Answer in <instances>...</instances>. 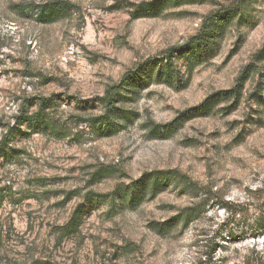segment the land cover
<instances>
[{"label":"rangeland","instance_id":"374dc122","mask_svg":"<svg viewBox=\"0 0 264 264\" xmlns=\"http://www.w3.org/2000/svg\"><path fill=\"white\" fill-rule=\"evenodd\" d=\"M56 0H0V137L38 97L56 103L47 117L62 133L18 126V150L0 165V264H264V0H244L223 26L208 24L217 9L240 0H205L132 19L142 0H59L57 20L36 19V6ZM242 1V0H241ZM210 42L196 56H175L174 86L144 80L119 106L130 112L116 132L90 126L103 112L108 85L160 61L203 26ZM251 71L241 97L220 102L166 137L150 132L210 93L231 88ZM143 68V67H141ZM98 169L109 173L100 179ZM176 169L184 180L154 196L125 189L145 172ZM119 189V190H118ZM122 190V191H123ZM89 191L92 202L85 200ZM124 195V196H123ZM82 204L76 232L67 225ZM185 207L197 215L154 223ZM255 228V229H254Z\"/></svg>","mask_w":264,"mask_h":264},{"label":"trees","instance_id":"16d2710c","mask_svg":"<svg viewBox=\"0 0 264 264\" xmlns=\"http://www.w3.org/2000/svg\"><path fill=\"white\" fill-rule=\"evenodd\" d=\"M204 1L205 0H142L131 4L132 9L129 11V14L132 19L158 17L168 7H177L183 4H194ZM246 6L247 2L240 0L232 5L219 8L215 13L210 15L208 24L223 26L229 23L237 13L240 14L239 18L241 19L242 11ZM35 8L36 19L41 22H52L57 20L68 10L67 5L59 0L46 2ZM209 25L203 26L199 33L190 37L186 43L168 48L160 61H149L147 65H141L137 73L135 72V74L124 76L117 84L108 85L104 94L98 97V101L103 107V112L89 120L90 126L96 128L105 135H110L116 132L122 126L119 122L121 120H130L131 116V111L125 110L119 106L120 102L125 100L129 92L135 93L134 88L141 85L142 82L148 78H153L157 82L174 86L180 75V70L174 62L175 56L186 54L190 58H193L202 48L206 47L211 41L209 38L214 31L213 28H208ZM262 53H264V45L258 52V54ZM250 71L251 69L249 65L246 66L231 88L220 89L210 93L200 103L180 111L171 121L162 124L152 123L150 132L156 137L169 136L181 128L187 120L209 115L214 107L220 102L233 99L236 103L241 97L243 84L248 78ZM55 103L56 102L53 101L52 98L38 97V100L35 102L37 110L31 113L28 111L21 112L17 117L16 124L18 126L25 124L26 129L29 130H49L53 133L61 134V127H57L54 122L47 117L46 113V110ZM17 125L9 127L6 133H3L0 137V165L4 162H8L13 155L18 152V150L11 145L14 136L18 132ZM106 172H103L102 169H98L93 173L92 178L100 179L104 176H108L109 173ZM184 178V175L176 169L156 170L145 172L142 177L133 181L131 185L126 186L124 190H118L123 192L125 200L131 202L138 193L149 194L152 197L159 190L163 189V187H166L173 182H178L179 180L185 181ZM4 189L5 188L0 187V207L8 195V191H5ZM94 195L97 194L92 191L87 192L85 194V200L92 202ZM97 196L100 195L98 194ZM81 211L82 204L76 208L67 225L66 231L68 233L76 232L78 230ZM197 212L198 210L195 209V207H185L176 216L171 217L167 221L154 223V228L160 234H164L173 224L174 220L181 219L183 220V225H187L197 215ZM255 227L260 230V233L264 232V211L263 214L256 219Z\"/></svg>","mask_w":264,"mask_h":264}]
</instances>
